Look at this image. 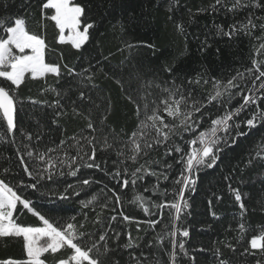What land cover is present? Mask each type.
<instances>
[{"label": "trees", "instance_id": "16d2710c", "mask_svg": "<svg viewBox=\"0 0 264 264\" xmlns=\"http://www.w3.org/2000/svg\"><path fill=\"white\" fill-rule=\"evenodd\" d=\"M235 2L236 0H221V4L216 5V10H212L211 6L215 5V0H72V3H79L85 7L87 22L95 23V27L90 30L89 41L77 51L70 44L57 42L59 30L54 22L42 18V0H0V19L14 21L15 18H23L30 32L44 36L49 46L46 62L67 64L77 72L89 68L87 64L92 63L93 68L85 74H94L92 83L97 85L93 88L92 84L86 81L88 88L81 87L76 82V77L68 75H65L60 83H56L55 78L49 76L48 83L61 92V96H57L52 92L42 94V89L45 87L42 80L33 81L26 78L25 83L15 92L16 130L9 133L6 122L0 117V179H4L12 186L21 179L28 181L21 161H25L33 171L37 161L28 157L27 151L31 150L35 155L37 150L46 151L48 148H55L57 150L49 152L48 157L53 158L56 167L52 171L57 175L52 181L47 179L41 181L37 185V190L24 191V195L31 197L36 208L46 217L60 223L75 216L77 223L85 224L81 231L93 234L92 240H96L101 245L104 242L98 240V235L102 231H107L110 237L107 243L111 248L116 249L121 264H136L129 253L138 257L142 264L144 257H147V264H171L169 252L172 251L173 237L169 232L173 229L168 215L171 210L165 208L160 211L151 208V204L172 202L176 198L174 192L180 188V185L175 184L174 181L179 178L182 170V164L176 161L183 153L173 151L172 155H166L165 149L172 145L173 140L186 150L189 146L176 135L165 146L154 147L148 155L141 153L137 163L127 161L126 164L120 165L122 172L125 167L128 170L127 177L122 178L129 180L132 179L131 173L140 165H144L148 171L154 170L157 174L167 175V179L160 175L157 180L156 176L146 175L142 171L137 175H143V179H138L135 187L130 184L123 190L120 188V178L114 180L111 176L105 175L104 171L95 168H81L76 177L60 176V171L68 172V168L60 164V161L65 159V152L68 156L76 155V148L71 147L74 141L69 138L77 136L79 139L81 134H89L87 121L83 116H76L72 109L75 107L87 115L89 104L94 103L96 110L92 113V119L99 127L102 114L110 102L111 111L105 124L111 125L117 133H120L122 142L126 141L138 123L135 115L136 107L127 99L124 85L122 91L116 81L124 77L120 69L137 61L142 54V52L139 54L142 50L140 48L142 41H147L151 49L147 62H138L136 69L139 68L138 72H140V68H143V74L151 81H156L163 70L162 84L167 81L171 86V81L175 79L176 84H183L185 89H194L196 97L205 99L210 92H214L213 78L227 81L239 70L245 72L243 94L264 95V90L247 91L252 88V80L248 79L246 71L252 67L254 59L258 62L264 61V49H260L264 37L256 39L261 36V30L257 27L252 36H246L243 32H235L231 38L225 35L233 25L240 28L242 24H246L248 16H252L257 26L264 23V20L259 19L264 17V9L241 7L230 11ZM254 3L255 0H241V4ZM201 9L204 11H199ZM46 14H51V10H47ZM177 24H183L185 29L183 34L177 30ZM220 28L223 31H220ZM129 39L133 41V45H136L135 48L127 47ZM101 67L103 71L99 70ZM165 68H171V73L166 72ZM261 68L264 70V64H261ZM198 74L207 78L209 83L204 85L201 81V85H188L187 81L194 80ZM0 81H3V78H0ZM259 83L260 81H256L257 87ZM81 91L85 93L83 101L79 100ZM65 92L67 95L64 94ZM66 99L68 103L65 102ZM32 100L40 103L33 104ZM57 101L60 107L50 106L55 105ZM240 103L242 98L238 97L221 111H217L215 102L209 105L204 112L210 115L203 117L202 127L197 129V133L205 130L211 119L223 115L225 110H231L232 106H238ZM260 107L264 108V103L260 104ZM256 108L257 105H252L247 112L241 114V117L251 118V113ZM56 112L63 114L57 117ZM53 120L57 122L53 123ZM166 121L175 123L167 117ZM241 127L243 130L244 126ZM197 133H184L185 139ZM29 135L32 137L31 140L27 138ZM262 138H264V125L239 138L235 145L224 148L214 168L202 169L197 174L195 191L185 192L189 207L185 209L176 225L189 231L188 237L179 234L175 237L177 241H184L188 251V256L185 257L178 248L176 249L178 264H193L191 257H195V264H219L216 256L213 255L217 248L222 253L220 259L227 260L229 264H255L257 259L264 260V256L259 252L255 256L241 255L245 248L252 251L249 245L250 239L264 230V162L256 158L250 166L248 164L249 159L255 157L257 145L264 142ZM109 139L111 142V138ZM61 140H65L66 143L63 148H58ZM101 144L97 145L98 149ZM81 145H84L83 140ZM102 160L106 161L101 164L103 169L116 171L113 161L117 160V156L114 151L111 149L107 152L98 151L96 162L101 163ZM166 164H171L172 167L167 168ZM40 167L43 168L44 165ZM85 178L93 183L87 186L80 183ZM68 184L79 189L80 195H75L73 189H67L65 192ZM229 184L241 192L242 201L247 209L243 217L239 204L229 190ZM102 188L105 189L107 198H111L108 189H114L122 196V206H115V211L112 210V205L102 210L100 219L104 224L109 222L111 216L117 215V221L112 222L110 228H105L104 224L93 223L97 213L101 212L99 202L106 198L105 193L100 192ZM145 188L148 191H144ZM16 190L19 193L20 189ZM165 190L167 194L162 195ZM97 193L100 194L97 204L90 206L89 209H82L80 201ZM61 194L69 195V199L60 200ZM134 194L144 196L147 206L155 215H145L137 204L131 203ZM92 207L96 208L95 212L91 211ZM20 208L21 206L18 205V211L14 214L19 224L42 226L38 218L26 210L21 214ZM83 212L88 213L87 221L84 220ZM120 212L132 217L133 222L123 221L118 215ZM149 220L159 221L154 230L149 227L147 223ZM136 221L141 222L139 232ZM241 223L245 226L244 232H241L239 227ZM116 232L120 233L118 239L115 236ZM128 233H131L133 243L139 247L128 249L123 247L128 243ZM84 241L91 243L88 236L84 237ZM149 242L152 243L151 248L147 247ZM227 244H231L235 251L226 247ZM199 249L204 251L201 252ZM45 255L48 264H52V257ZM9 258H25L22 240L10 239L0 242V260Z\"/></svg>", "mask_w": 264, "mask_h": 264}, {"label": "snow or ice", "instance_id": "6c2138e0", "mask_svg": "<svg viewBox=\"0 0 264 264\" xmlns=\"http://www.w3.org/2000/svg\"><path fill=\"white\" fill-rule=\"evenodd\" d=\"M218 4H221V0H215V5L211 6L212 10H216V5ZM241 7L264 9V0H255V3L251 5L241 4V0H236L229 10L234 11ZM47 10H51V14H46ZM41 11L42 18L54 22L55 27L59 30L58 43L70 44L72 48L79 51L89 41L90 30L95 27V23L87 22L84 6L79 3H72V0H42ZM199 11H204V9ZM82 18L84 19L82 20ZM246 19V24H242L240 28L233 25L231 30L225 33V35L231 38L233 33L243 32L246 36H252L253 32L259 27L261 36L256 37V39L264 37V23L257 26L252 16H248ZM259 19L264 20V17H259ZM176 28L181 34L185 31L183 24H177ZM219 30L223 31L222 28ZM66 31L67 35H65ZM0 33H2L0 34V78H3V81H0V117L6 122L9 133L14 132L17 127L15 92L25 83L26 78L33 81L42 80L45 84L42 94L43 92H52L57 96H61V92L48 83L47 78L49 76L54 77L56 83H60L65 75L74 78L80 77V80L76 82L81 84L82 87L87 86L84 84L85 80L91 83L93 88L97 87V85L92 83L94 74L85 75V73L90 72L91 64L89 68H83L80 72H77L67 64L61 65L46 62L45 57L49 46L46 44L43 35H37L28 30L25 19L15 18L14 21L11 19H0ZM127 47L133 49L136 45L129 43ZM260 49H264V43L260 45ZM261 64H264V61L258 62L254 59L252 67L246 69L248 79L252 80V88L247 89L248 92H252L253 89L257 92L264 90V70H262ZM99 70L103 71V67ZM165 71L171 73L172 69L165 68ZM201 81H203L204 85L209 83L207 78L198 74L194 80L189 79L187 84L201 85ZM256 81H260L258 87ZM116 83L120 84L123 91L121 81L117 80ZM212 85L214 92H210L205 99H201L194 95V89H185L183 84H176L175 79L171 81V86H169V82L167 81L163 84L155 81L146 82L143 87H154L163 93V95L159 96L158 99L153 98L149 101L148 97L152 96V93L146 92L142 94L140 96V100L143 101L142 107L130 94L127 95V99L136 107L135 115L138 123L136 129L123 142L121 141L120 133H117L111 125L105 124L111 111L110 102L102 114L99 127L96 126L92 119L91 109L85 115L82 111H78L73 107L72 112L76 116H83L87 121L86 127L89 130V134H81L79 139L77 136L70 137L69 139L74 141L71 147L76 148V155L68 156L67 152H65V159L60 161L61 165L68 168L67 173L60 171V176L76 177L81 168H95L104 171L105 175L111 176L114 180L120 178V188L123 190L128 188L130 184L135 187L137 180L143 179V175H137V173H141L142 171L146 175L156 176L157 180H159L160 175H163L164 179H167V175L163 173L157 174L154 170L148 171L144 165H140L131 173L132 179L129 180L122 178L127 177L128 170L125 167L122 172L119 167L120 165L126 164L127 161L137 163L141 157V153L148 155L149 151L153 150L154 147L165 146L169 140H172L173 136L178 135L181 140H184L189 146L188 150L177 144L174 140L172 141V145L165 149L166 155H172L173 151L183 153L179 157V160L176 161L182 164L180 176L174 181L175 184L180 185L179 190L174 192L176 198L168 203L151 204V208L160 211L165 208L171 210L168 213L173 229L169 232V235L173 237L171 241L172 251L169 252L171 264H178L177 248L185 257L188 256L184 241H177L175 237L177 234L182 237H188L189 231L181 229L176 225L184 214L185 209L189 207L188 201L185 198V192L195 191L197 174L202 169L214 168L220 160V153L224 148L235 145L239 138L247 136L253 129L264 125V108L260 107V104L264 103V95L243 94L244 89L242 85H245V72L237 70L236 74L227 79V81L213 78ZM64 94L67 95V92ZM238 97L242 98V103L238 106H232L231 110H225L223 115H217L216 118L210 120L205 130L197 133V129L202 127L203 117L210 115L205 113L204 109L215 102L217 111H221L228 105H231L232 101ZM84 99L85 93L81 91L79 100L83 101ZM31 102L33 104L40 103L37 100H32ZM252 105H257V108L252 111L251 118L247 116L241 117V114L247 112ZM50 106L53 108L60 107L59 101L55 105ZM62 114V112H56L57 117ZM142 114L143 118H141ZM166 117L175 123L167 122ZM56 122V120H53V123ZM242 125L244 126L243 130ZM177 129H182L183 131H178ZM121 132H123V129H121ZM184 133L197 134L185 139ZM220 133H224V135H220ZM27 138L29 140L32 139L30 135ZM109 138H111V142ZM81 140L84 141V145H81ZM262 141H264V138H262ZM65 143V140H61L57 147L63 148ZM98 144H101L99 149L97 148ZM257 148L255 157L248 161L249 166L253 163V159L256 158L264 162V142L257 145ZM109 149L114 151L117 156V160L113 161L116 165V171L114 172L101 167V164L106 163V161L102 160L101 163L96 162L97 152H107ZM56 150L55 148H48L46 151L37 150L35 155L33 151H27L26 155L37 161L35 171L31 170L25 161H21L24 164L23 172L26 173L28 181L21 179L17 181L15 186H12L6 183L4 179H0V242H6L10 239L22 240L25 253V258L23 259L9 258L0 260V264H48L45 254L52 257V264H121L116 249L111 248L107 243V240L110 238L107 231H102L98 235V240L104 242L101 245L96 240H92L93 234L81 231L85 227V224L83 222L77 223L75 216L70 217L64 223L51 220L36 208L31 197L24 195L25 190H37V185L41 181L45 179L52 181L54 176L57 175L56 172L52 171L56 167V164L53 162V158L48 157L49 152ZM40 165H44V167L41 168ZM166 167L171 168L172 165L166 164ZM80 183L87 186L93 183V181L85 178ZM105 188H107V185H105ZM16 189H20L19 193ZM67 189H73L75 195H80V190L72 184L67 185L65 192H67ZM155 190L154 188L153 191ZM229 190L233 193L235 201L239 204L241 217H243L247 209L242 201L240 190L232 188L231 184H229ZM108 191L111 192V198H107L105 189L102 188L100 190L101 193H105L106 198L98 204L101 212L97 213L96 219L93 220L94 224H104L100 217L102 216V210L108 208L109 205L113 206V211H115V206H122L120 192L114 189H108ZM144 191H148V189L145 188ZM166 194L167 190L162 193V195ZM59 199L67 200L69 199V195L61 194ZM99 199L100 194L97 193L91 195L86 200H81L82 209H89L90 206L97 204ZM130 202L137 204L145 215H155V213L151 212L150 207L147 206L144 196L134 194ZM18 205L21 206L19 209L21 214L26 210L37 217L42 226L32 227L19 224L17 217L14 215L18 211ZM91 211L95 212L96 208L92 207ZM118 215L125 222H133L132 217L123 212L118 213ZM213 215L215 216V213ZM83 216L84 220L87 221L88 213L83 212ZM116 221L117 215H113L110 217L109 222L104 224V227L110 228L111 223ZM136 223L137 231L139 232L141 230L139 228L141 222L136 221ZM147 223L154 230L159 221L149 220ZM239 227L241 232L245 231L243 223ZM85 236H88L91 243L84 241ZM115 236L118 239L120 233L116 232ZM249 245L252 251H249V248H245L241 255L255 256L259 252L264 256V230L258 235L253 236L249 241ZM225 246L235 251V248L231 244ZM123 247L128 249L139 247V245L133 243L132 235L128 233V243L124 244ZM147 247L151 248L152 243L149 242ZM199 251L202 252L204 249H199ZM129 255L136 264H142L138 257L131 256V253ZM213 255L216 256L219 264H229L227 260L220 259L222 253L219 248L215 249ZM42 257L45 258L42 259ZM191 259L193 264H195V257H191ZM143 264H147V257H144ZM255 264H264V260L257 259Z\"/></svg>", "mask_w": 264, "mask_h": 264}, {"label": "rangeland", "instance_id": "374dc122", "mask_svg": "<svg viewBox=\"0 0 264 264\" xmlns=\"http://www.w3.org/2000/svg\"><path fill=\"white\" fill-rule=\"evenodd\" d=\"M65 35H67V31L65 32ZM129 43L133 44V41L131 39H129ZM137 44H138V42H137ZM140 48L142 50L141 51L139 50L140 51L139 54L141 52H142V54H140V56L137 59V61L131 62L129 65H126V66L122 67V69H120V71L124 74V77L121 78L120 80L123 82V85L125 87L126 95L130 94L133 97V99L137 101V103H140L141 105H143V101L140 100V96L142 94H144L146 92H151L152 96L148 97V99L150 101L153 98L158 99L159 96H161V92L158 89L153 88V87H150L149 89L143 87V85L146 82H148L149 80L151 81V79L149 77H148L149 79H147L146 76L143 74L144 73L143 68H140V72H138L139 68L136 69V67L138 65V62H141V61L147 62V58H148V55H149L148 53H149V50L151 48H150V45H149V43L147 41H144V42L142 41L141 45H140ZM90 64L92 65V63H88L87 67H90ZM139 66H140V64H139ZM92 68H93V65H92L91 69ZM163 74L164 73H163V70H162L160 76L157 79H155L156 80L155 82L161 83V78H162ZM76 79L78 81V80H80V77H76ZM84 84L87 85L86 84V80L84 81ZM85 88H88V85ZM65 102L68 103V100L66 99ZM89 109H91V112L94 113L95 110H96V105H94V103L89 104V107H88L87 110H89ZM32 227H41V226H32Z\"/></svg>", "mask_w": 264, "mask_h": 264}]
</instances>
